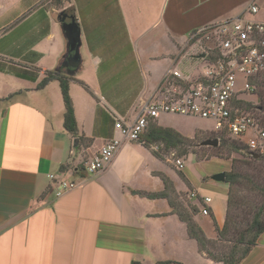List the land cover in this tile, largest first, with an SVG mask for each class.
<instances>
[{
    "label": "crops",
    "instance_id": "crops-1",
    "mask_svg": "<svg viewBox=\"0 0 264 264\" xmlns=\"http://www.w3.org/2000/svg\"><path fill=\"white\" fill-rule=\"evenodd\" d=\"M252 1L0 0V100L17 94L0 101V264H216L199 252L167 198L148 197L165 191L161 176L185 207L198 208L190 192L211 197L209 216L198 208L194 220L215 240L213 220L224 224L227 185L209 187L222 195L216 197L201 187L204 179L187 164L192 154L178 171L163 147L161 158L154 155L151 146L161 144L122 141L102 171L89 175L84 167L107 142L122 139L119 126L131 124L142 103L161 97L170 71L199 76L207 56L201 39L191 41L197 30L238 16ZM66 10L80 31L72 72L60 23ZM60 65L72 79L69 96L86 140L78 147L63 126L59 82L36 89L44 72ZM207 121L161 114L152 123L194 140L215 133ZM50 175L76 187L55 198ZM240 264H264V232Z\"/></svg>",
    "mask_w": 264,
    "mask_h": 264
},
{
    "label": "built area",
    "instance_id": "built-area-1",
    "mask_svg": "<svg viewBox=\"0 0 264 264\" xmlns=\"http://www.w3.org/2000/svg\"><path fill=\"white\" fill-rule=\"evenodd\" d=\"M258 14L255 1L249 3L238 16L209 24L197 30L191 37L211 33L214 48L219 54L215 60L207 59L199 76L189 79L173 70L166 87L160 89L159 99H149L137 109L131 124L120 125L122 137L107 142L85 164V171L95 175L113 159L122 141L138 142L148 125L161 114H172L208 120L214 123L215 134L229 136L246 145L251 154H264V127L239 105L249 102L246 97H258L257 90L264 82V22L254 18ZM206 56L212 48L200 40ZM157 152L162 146L152 145ZM250 154V155H251ZM171 158L176 170L181 171L184 161ZM55 198H60L76 187L61 177L49 176ZM189 199L196 200L201 215L209 216L211 197L190 192Z\"/></svg>",
    "mask_w": 264,
    "mask_h": 264
},
{
    "label": "trees",
    "instance_id": "trees-1",
    "mask_svg": "<svg viewBox=\"0 0 264 264\" xmlns=\"http://www.w3.org/2000/svg\"><path fill=\"white\" fill-rule=\"evenodd\" d=\"M58 4H61V0H58ZM64 13V11H63ZM218 53L214 47L210 51V55L207 59L215 60L218 57ZM64 66L60 65L55 71H45L44 78L38 83L36 89H42L49 82L57 80L59 82L63 104H64V114H63V126L64 129L76 139L75 147L80 144H86V140L79 135L74 111L72 107L71 98L69 96V83L72 80L69 76L64 73ZM264 84V82L262 83ZM17 94L8 96L7 98L0 100L5 103H10ZM239 107L242 110H247L251 105L247 102H242ZM199 134H196L194 140L197 139ZM226 137V135L219 134L217 139L220 141V137ZM144 140V143L148 146L151 144L159 143L162 145V151H170L180 149L182 147H192L194 140L184 138L179 133L175 132L170 128L159 127L154 123H150L146 129L144 135H142L139 141ZM224 145H228L225 141ZM228 149L233 153H241L244 148L247 149L246 145L240 141H232L229 143ZM221 145V144H220ZM184 154L187 153L183 149ZM194 154V152H190ZM251 153L248 152V155ZM154 155L161 158V155L154 152ZM251 157V156H250ZM211 158H218L220 156H213ZM254 161L258 159H254ZM234 164H232L231 171L225 173L224 184L228 185L227 189V200H226V212L225 220L223 226L220 228L217 226L216 222L213 220L214 229L216 232V239L210 240L206 237L203 230L194 220V216L198 213V208L196 206L188 205L187 209L181 203L177 202L168 195V191L172 190L171 183L167 178L161 176V179L165 185V191L155 195H148L149 198H167L171 212L176 214L178 218L185 223L187 234L190 239H193L198 247L199 252L205 254L209 259H211L216 264H240L245 257L248 255L250 250L256 245V241L260 234L264 232V203L256 209H253L251 213V218L242 217L236 220L232 213L236 210L241 209L244 205L248 206L250 201H240L236 196L233 195V187L239 185L242 177L233 171ZM183 178V175L180 173ZM258 186V185H257ZM259 187V186H258ZM233 209V211L231 210ZM252 209V208H251ZM232 212V213H231ZM132 264H140L137 262H132ZM156 264H181L175 261H164L158 262Z\"/></svg>",
    "mask_w": 264,
    "mask_h": 264
},
{
    "label": "rangeland",
    "instance_id": "rangeland-1",
    "mask_svg": "<svg viewBox=\"0 0 264 264\" xmlns=\"http://www.w3.org/2000/svg\"><path fill=\"white\" fill-rule=\"evenodd\" d=\"M52 1L53 4H58V0ZM64 3L65 0H61V4ZM255 4L258 8L257 19L261 22H264V0H257L255 1ZM198 39H201L203 42L207 41V44L205 45L206 47L208 46L212 48L215 44L211 33H203L201 35L191 38V41L197 42ZM202 49L204 51L206 50L204 45ZM257 95L258 97H246V99H248L249 101L247 103H249L251 107L245 110V112L251 114L257 120V122L262 127H264V84H259ZM202 124H204V126H206V128H209L210 130L214 129V123L211 121L203 122ZM217 135L219 134H199L197 139L194 140L192 147H182L176 150L162 151V157L171 160V153H174L175 158H179L185 161L188 155L191 154L190 152H194V154H192L193 156L188 157L187 160V164L189 165L190 171L192 174L200 176L204 179L200 186L204 187L207 192H210L212 195H215V197L218 195V192L213 191V189L210 188L215 185L216 187L224 189L225 184L212 180V176L222 172L223 170L224 173L231 171L232 164H234L235 167L233 171L238 173L242 177V179L239 185H235L233 187V195L236 196L237 199L240 201L245 200L250 202L248 203V206L244 205L241 209H238L234 213H231L234 217H237L236 220H239L244 216L250 219L253 209L258 208L264 203V154L261 155L257 161H254L250 157L251 155H248V148H244L241 153L230 152L228 149V145H230L229 143L234 140L229 136H218L220 137L219 141L217 139ZM214 139L218 140V146L216 147L199 145L204 140ZM224 141L228 145L225 146L223 143ZM183 149L187 151L186 154H184ZM216 155L220 156V159L211 158ZM184 173L187 174V176L192 182L194 181L187 170L184 171ZM183 199L186 200L184 196ZM231 210L233 211V209Z\"/></svg>",
    "mask_w": 264,
    "mask_h": 264
},
{
    "label": "water",
    "instance_id": "water-1",
    "mask_svg": "<svg viewBox=\"0 0 264 264\" xmlns=\"http://www.w3.org/2000/svg\"><path fill=\"white\" fill-rule=\"evenodd\" d=\"M60 23L64 36L66 37L68 42V58L66 67L69 72H72L76 69V67H78L80 62L78 53V47L80 45V31L77 21L70 10H66L64 11V13H61ZM199 145L216 147L218 146V140H204ZM251 157H253L254 159H258L260 157V154L253 153L251 154ZM212 180L223 183L225 180V173L220 172L213 175Z\"/></svg>",
    "mask_w": 264,
    "mask_h": 264
}]
</instances>
